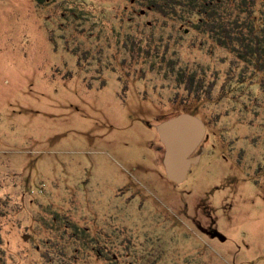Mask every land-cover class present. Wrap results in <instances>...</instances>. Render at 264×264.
Masks as SVG:
<instances>
[{
	"label": "rangeland",
	"instance_id": "374dc122",
	"mask_svg": "<svg viewBox=\"0 0 264 264\" xmlns=\"http://www.w3.org/2000/svg\"><path fill=\"white\" fill-rule=\"evenodd\" d=\"M86 1L109 18L90 38L63 22L65 0H0V264H109L63 249L75 227L143 242L158 264H264L263 75L229 90L227 52L187 37L164 61L134 59L139 6ZM182 114L204 122L211 155L177 183L158 126Z\"/></svg>",
	"mask_w": 264,
	"mask_h": 264
},
{
	"label": "trees",
	"instance_id": "16d2710c",
	"mask_svg": "<svg viewBox=\"0 0 264 264\" xmlns=\"http://www.w3.org/2000/svg\"><path fill=\"white\" fill-rule=\"evenodd\" d=\"M36 1L39 3L44 1V6H40L43 8L54 3L53 0ZM130 3L139 6V11L135 13L136 18L132 17L128 20L129 30L135 29L133 33L129 32L124 36V40L132 45L131 52L129 49L132 58L136 54L144 55L151 60L164 61L169 49L173 50L172 53L175 56L180 53L181 47L186 43L179 39L187 37L189 38L187 48L199 47L212 50L218 47L227 52L225 58L231 61L230 72H233V80L228 85L229 90L234 89L233 86H242L248 82H250V88L256 82L260 84V81L255 82L253 78L257 79L256 76L262 74L263 80L260 85L264 91V0H132ZM60 13L66 26H74L78 34L85 38H90L91 26L97 21L95 18L102 24L109 19L106 9L99 10L95 4L88 3L86 0H65ZM136 19L140 21H136L137 24L134 26ZM63 22L59 23V28ZM135 30L142 33L134 34ZM157 30L161 32L157 34ZM173 32H177L178 36H175ZM117 43L119 44V41ZM125 48L127 50V45ZM162 48L165 50L162 51ZM175 61L179 63L178 58ZM237 67L240 69L239 72ZM250 69L253 70L252 74L246 77ZM191 71L187 77L192 83L198 71L195 68H191ZM235 72H237L236 75H234ZM72 76L73 74L70 73L68 78L72 79ZM205 76L206 74L202 75V78ZM189 93L194 94L198 100L204 98L201 89L197 91L195 89V92ZM197 150L199 151L200 148ZM66 222L69 221L66 220ZM91 228H73V232L70 231L68 235L70 241H66L63 249H74L76 251L72 252V255L80 254L81 256L85 255L87 249L91 250L94 247L95 249L92 248L94 258H91V261L100 258L109 264L124 262H127L125 264H158L159 260L152 255L153 249L144 247L145 243L132 240L125 235L124 237L116 236V239L110 236L113 242L109 244V238L102 239L99 236L100 232L98 235L97 232L92 235ZM156 241L161 243L160 240ZM156 241L154 244L157 243ZM79 243L85 245V251L78 246ZM137 243L140 245L139 248ZM109 246L117 254L112 253ZM74 259L78 261L75 256Z\"/></svg>",
	"mask_w": 264,
	"mask_h": 264
},
{
	"label": "water",
	"instance_id": "95a60500",
	"mask_svg": "<svg viewBox=\"0 0 264 264\" xmlns=\"http://www.w3.org/2000/svg\"><path fill=\"white\" fill-rule=\"evenodd\" d=\"M160 140L165 146L164 166L171 181L182 183L188 178L199 156H192L205 138L204 122L196 116L182 114L158 126Z\"/></svg>",
	"mask_w": 264,
	"mask_h": 264
},
{
	"label": "flooded vegetation",
	"instance_id": "af4514ba",
	"mask_svg": "<svg viewBox=\"0 0 264 264\" xmlns=\"http://www.w3.org/2000/svg\"><path fill=\"white\" fill-rule=\"evenodd\" d=\"M207 138H208V136H207V134L205 135V138H204V142L207 140ZM209 141V140H208ZM207 141V142H208ZM160 143H162V142H160ZM163 144V143H162ZM161 144V145H162ZM201 145H202V143H201ZM201 145L198 147V148H200V152L201 153H198L197 151H196V154H194L193 156H199L200 157V159H199V162L196 164V165H193L192 167H191V169H190V171H189V174H188V178H189V176H190V174H191V171H192V168L194 169L195 167H197V166H200V164H201V161H202V158H203V156L205 155V154H208V155H211L210 153H211V151H209L210 149L208 148V147H201ZM154 146V145H153ZM163 146V148H164V151H165V146L164 145H162ZM155 148V147H154ZM202 148H203V150H202ZM159 149H161L160 147H159ZM158 149V150H159ZM202 151H203V153H202ZM214 152V151H213ZM198 153V154H197ZM165 154V153H164ZM188 178H187V180H188ZM186 181V180H185Z\"/></svg>",
	"mask_w": 264,
	"mask_h": 264
},
{
	"label": "bare ground",
	"instance_id": "6f19581e",
	"mask_svg": "<svg viewBox=\"0 0 264 264\" xmlns=\"http://www.w3.org/2000/svg\"><path fill=\"white\" fill-rule=\"evenodd\" d=\"M167 175V174H166Z\"/></svg>",
	"mask_w": 264,
	"mask_h": 264
}]
</instances>
